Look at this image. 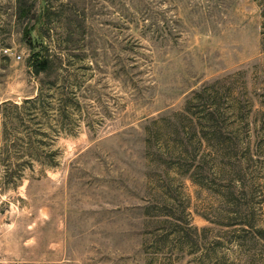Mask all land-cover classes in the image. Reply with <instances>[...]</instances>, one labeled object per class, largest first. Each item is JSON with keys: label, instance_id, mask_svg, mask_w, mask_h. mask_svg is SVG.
<instances>
[{"label": "rangeland", "instance_id": "1", "mask_svg": "<svg viewBox=\"0 0 264 264\" xmlns=\"http://www.w3.org/2000/svg\"><path fill=\"white\" fill-rule=\"evenodd\" d=\"M4 102L0 264H200L143 250L182 207L249 264L226 224L264 227V0H0Z\"/></svg>", "mask_w": 264, "mask_h": 264}, {"label": "trees", "instance_id": "2", "mask_svg": "<svg viewBox=\"0 0 264 264\" xmlns=\"http://www.w3.org/2000/svg\"><path fill=\"white\" fill-rule=\"evenodd\" d=\"M43 57V56H42ZM40 57V61L34 64L33 73L40 74L47 72L48 60ZM42 91L39 90L38 95L33 99H26L21 105L13 104L14 109H22L27 113H38L41 110L40 103L42 100ZM8 103L4 102L0 105V109L6 107ZM7 179H11V174L7 170L4 172ZM228 203H231L229 201ZM232 204V203H231ZM248 210L255 209L251 202H243ZM236 207L240 204H234ZM262 209V208H257ZM165 214H157L155 216L156 226L152 231H149V238L143 242V250L151 249L152 252H166L165 250L174 251L172 253L198 255L197 260L200 264H225L222 256L218 254V249L222 242L220 238L209 239L207 233L212 231V228L193 225L190 214L185 212L182 207L180 210L171 212L168 210ZM239 213V212H238ZM240 214V213H239ZM248 216H252L249 214ZM231 222L227 226H235L230 232L234 236L232 242L235 244L237 252L242 256L249 257V264H257L255 257L264 255L263 252H255L251 250L254 247L253 241H264V227L257 226L252 221V218H245L235 214L230 218ZM252 240V242H251ZM252 243V245H251ZM256 260V262H253ZM260 264H264V258Z\"/></svg>", "mask_w": 264, "mask_h": 264}]
</instances>
